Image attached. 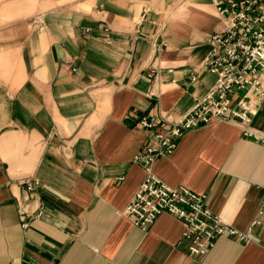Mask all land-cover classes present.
<instances>
[{"label": "crops", "instance_id": "obj_1", "mask_svg": "<svg viewBox=\"0 0 264 264\" xmlns=\"http://www.w3.org/2000/svg\"><path fill=\"white\" fill-rule=\"evenodd\" d=\"M220 28L211 0H0V264H264V145L244 134L264 135V98L152 167L244 240L191 257L180 219L142 232L124 214L148 177L141 119L176 122L214 86Z\"/></svg>", "mask_w": 264, "mask_h": 264}, {"label": "built area", "instance_id": "obj_2", "mask_svg": "<svg viewBox=\"0 0 264 264\" xmlns=\"http://www.w3.org/2000/svg\"><path fill=\"white\" fill-rule=\"evenodd\" d=\"M211 5L221 28L210 37L211 48L202 67L216 76V83L176 122L149 116L141 119L149 143L133 162L142 166L148 177L124 211L142 232H148L164 213L180 219L184 232L179 244L188 246L191 257L208 254L220 237L244 240L245 236L223 223L209 209L204 195L162 182L152 172L153 164L170 157L184 135L213 121L238 120L247 125L264 98V0H211ZM244 134L264 145V135L251 129ZM38 185L35 181L28 190Z\"/></svg>", "mask_w": 264, "mask_h": 264}]
</instances>
